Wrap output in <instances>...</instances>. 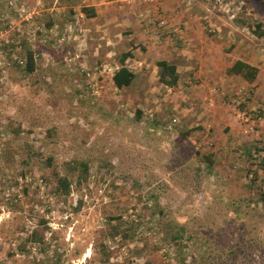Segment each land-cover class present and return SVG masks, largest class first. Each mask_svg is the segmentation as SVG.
Returning <instances> with one entry per match:
<instances>
[{
	"label": "rangeland",
	"instance_id": "374dc122",
	"mask_svg": "<svg viewBox=\"0 0 264 264\" xmlns=\"http://www.w3.org/2000/svg\"><path fill=\"white\" fill-rule=\"evenodd\" d=\"M58 1L77 5L76 13L91 10L84 0ZM57 2L0 0V264H180L190 256L177 257L172 236L181 228L185 238L218 248L224 264H264V248L256 247L264 245V203H257L264 191V125L237 117L243 110L251 121H264V34L257 37L248 28L260 23L264 31V0L163 5H189L217 54L258 69L251 84L235 76L223 86L227 74L217 79V87L238 89L217 97L224 117L239 126L236 138L230 126H206L199 117L209 78L179 74L169 91L144 67L146 75L115 88L111 75L124 54L133 57L135 41L126 39L98 65L68 47V38L84 39L69 25L53 29L47 44L45 12ZM158 22L157 33L172 25ZM26 49L33 53L32 74L15 66L24 65ZM92 49L87 39L86 52ZM103 68L108 71L96 82ZM171 118L177 122L169 126ZM25 145L52 157L51 165L22 163L16 154ZM82 164L88 175L78 178ZM71 169L75 175L64 201L53 194L54 177ZM41 222L47 228L43 243H26ZM114 230L126 237H111ZM194 254L206 255L202 247Z\"/></svg>",
	"mask_w": 264,
	"mask_h": 264
},
{
	"label": "crops",
	"instance_id": "0c3cea01",
	"mask_svg": "<svg viewBox=\"0 0 264 264\" xmlns=\"http://www.w3.org/2000/svg\"><path fill=\"white\" fill-rule=\"evenodd\" d=\"M150 1L137 0L136 6L133 5L131 8H126L125 4L118 5L112 0H84L91 9L88 14H85L84 12L76 13L75 10L78 9V6H75L73 3L64 4L61 2L59 4V1L57 2L56 0L57 3L49 6L47 12H45L47 23L43 26L51 32V34H48L47 44H52L53 29L55 30L56 28H63V26L69 25L75 32H83L84 39L80 40L77 36H72L68 38V47L71 49L74 48L76 50L75 52L78 51L80 54H87L89 61L98 65L112 59L116 55V47L123 46V41H126V39H128V42L135 41V47L132 52L133 57H128L124 64L129 69L132 68L134 70L137 78L139 75L143 76L148 73L144 67H148V70H150L148 77L154 78V74L158 75L159 69L157 62L159 61L174 64L177 68L178 76L180 74L187 77H198L202 80L209 78L211 82L207 89L209 95L204 91L203 99L205 103L203 102L200 105L199 117L206 126H210L215 122L223 124L224 128L230 126L231 131L229 134L233 138H236L238 136L239 126L236 125L232 118L229 120L224 117L225 113L218 109L219 98L217 97L219 93L221 94L226 91L231 93L232 90L237 91L238 89H232V86L226 89L217 87V79L219 77L223 78L227 74V69L238 59H226L223 53L217 54L213 41L205 34L206 27L203 20L200 19V23L197 16L194 18L195 13H192L189 5L183 3L164 8L163 5L166 0L159 4H157V0ZM41 11L43 14L44 9ZM162 11L167 15L170 24L181 26V35L176 36L171 34L172 28L159 30V33H157L154 25L160 19ZM84 16L86 21H83L80 26L78 24L79 20L84 19ZM124 32L127 34L123 35ZM130 37L131 39H129ZM87 39L95 44V49H92L90 52H86ZM83 45L85 47L81 48ZM101 48L102 50L99 52ZM50 53H52V50ZM84 55L79 58L80 62H84ZM245 62L248 61L246 60ZM194 67L198 71H195ZM118 68L119 66H116L115 69ZM104 76V74L99 73L95 76L96 82L99 78H102V81ZM228 76L226 75L227 78L225 77L223 86H227L228 82L235 77V75ZM159 85L161 84L159 83ZM214 87H217L216 93L210 95V90ZM168 88L171 91L175 86ZM213 103L215 105L211 107ZM169 121H171L169 126H172L174 125L173 123L177 122V119L171 118ZM228 139L230 138L226 137L224 143Z\"/></svg>",
	"mask_w": 264,
	"mask_h": 264
},
{
	"label": "trees",
	"instance_id": "16d2710c",
	"mask_svg": "<svg viewBox=\"0 0 264 264\" xmlns=\"http://www.w3.org/2000/svg\"><path fill=\"white\" fill-rule=\"evenodd\" d=\"M252 27H248L252 33L260 37L264 34V31L261 30L260 23H253ZM130 57L129 54H124L120 59V66L114 72L112 76V82L115 88L123 89L129 87L135 80V74L132 70H130L127 66H125V60ZM16 68L22 70V72L26 74H32L35 70V64L33 59V53L30 49H26L25 53V60L24 65L23 62L18 64L15 63ZM157 67L159 69L158 73V81L166 86V87H173L176 85L177 81L179 80V76L177 73V68L174 64H170L166 61H159L157 62ZM227 75H235L240 77L246 83H253L257 77L258 69L254 66H250L247 62L238 60L232 63L231 67L227 69ZM17 157L22 159V163L28 164L30 160L36 159L40 160V162L44 166H50L52 163V157H43L41 154L37 153L36 150L33 148L28 147L25 145L23 150L19 151ZM4 156L0 154V160H2ZM69 175V176H68ZM73 175H75L74 170L71 169L70 172L66 175L59 176L55 175L54 177V190L53 194L57 197H62L64 201L70 195L71 185L73 181ZM88 175V166L86 164L81 165V170L78 174V178H85ZM257 203H264V191L259 192V196L257 197ZM45 223L41 222L40 226L30 233V236L26 238V243H43L44 233L46 231ZM126 237L125 233H121L118 230H114L112 232L111 237L121 235ZM172 240L176 243L177 249V257L181 254L186 252L189 257H183L180 261V264H224L225 259H222L219 255H217V249L212 248V246H208L206 243L200 242L199 240H194L192 236L185 238L183 236L182 228L177 232H175L172 236ZM229 240L226 239V242ZM45 247V246H44ZM197 247H202L205 250L206 255H197L194 254V250ZM261 250L264 248V245L259 244L256 246ZM260 252V251H259ZM192 254V255H191Z\"/></svg>",
	"mask_w": 264,
	"mask_h": 264
},
{
	"label": "built area",
	"instance_id": "2783aa9c",
	"mask_svg": "<svg viewBox=\"0 0 264 264\" xmlns=\"http://www.w3.org/2000/svg\"><path fill=\"white\" fill-rule=\"evenodd\" d=\"M167 24L169 25V20H167L166 18H160L159 22H158V26L160 27H166ZM172 28V32L175 33L176 35H180L182 33V29L179 25L176 24H172L171 27ZM108 69L107 68H103L100 73L105 74L107 73ZM89 76V75H87ZM237 106L240 105L239 102H237L236 104ZM237 117L242 120L244 123H248L251 122L252 125H256L258 124L259 126L264 125V121L261 118H257L256 120L251 121V117L248 116L247 112L243 111V110H238L237 111Z\"/></svg>",
	"mask_w": 264,
	"mask_h": 264
}]
</instances>
